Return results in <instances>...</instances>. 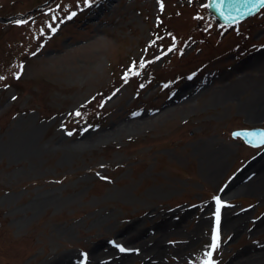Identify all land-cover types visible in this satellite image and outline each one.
<instances>
[{
	"label": "rangeland",
	"instance_id": "374dc122",
	"mask_svg": "<svg viewBox=\"0 0 264 264\" xmlns=\"http://www.w3.org/2000/svg\"><path fill=\"white\" fill-rule=\"evenodd\" d=\"M252 126L264 7L224 27L205 0H49L0 22V264H264V146L230 136Z\"/></svg>",
	"mask_w": 264,
	"mask_h": 264
},
{
	"label": "water",
	"instance_id": "95a60500",
	"mask_svg": "<svg viewBox=\"0 0 264 264\" xmlns=\"http://www.w3.org/2000/svg\"><path fill=\"white\" fill-rule=\"evenodd\" d=\"M255 3L256 0H253L252 4L245 3V0H223V3H221V0H207V7L212 16L227 24L241 20L256 12L260 6L253 8ZM0 20L6 21L8 19L0 18ZM250 133H264V129L235 130L232 135L236 136L239 134L246 143L257 146V144L249 142L248 134Z\"/></svg>",
	"mask_w": 264,
	"mask_h": 264
},
{
	"label": "snow or ice",
	"instance_id": "6c2138e0",
	"mask_svg": "<svg viewBox=\"0 0 264 264\" xmlns=\"http://www.w3.org/2000/svg\"><path fill=\"white\" fill-rule=\"evenodd\" d=\"M221 3H223V0H221ZM245 3L248 4H252L253 0H245ZM260 6V7H264V0H256V3L253 4V8ZM74 15V13H73ZM17 23H23V21H17ZM143 66V65H141ZM77 115H79V113H77ZM239 135V134H237ZM248 140L250 143H255L257 145H264V133H250L248 134ZM216 200V213H215V220H216V227L215 230L213 232V236H212V249L215 250V248L218 246V242H219V223H220V209L221 207H223L224 205L221 204V201L219 199V197L215 198ZM120 251H125L124 248H120ZM206 255L208 256V259L205 261V264H212V260H211V256L212 253L208 252L206 253Z\"/></svg>",
	"mask_w": 264,
	"mask_h": 264
},
{
	"label": "bare ground",
	"instance_id": "6f19581e",
	"mask_svg": "<svg viewBox=\"0 0 264 264\" xmlns=\"http://www.w3.org/2000/svg\"><path fill=\"white\" fill-rule=\"evenodd\" d=\"M254 167V164H252V165H248V166H246V168H244L238 175H240L242 172H244L245 174H247L249 171L248 170H250L251 168H253ZM258 169V171H257V178L258 179H264V161H261L260 162V165H259V167L258 168H255L254 169V171L255 170H257ZM243 173V174H244ZM250 185H252V184H249L248 183V187L250 186ZM247 187V188H248ZM247 188H246V190H247ZM259 192V189L255 192V193H258ZM225 219H227V218H225ZM225 219H223V223H224V220ZM228 221H226V222H232L231 221V219L229 220V219H227ZM222 223V224H223ZM261 223H263L264 224V219L263 220H261ZM154 248H156V252H158L159 250H160V247L159 246H157V245H155L154 247H153V249ZM99 250V247L98 246H96V247H94L93 249H92V253H96L97 251ZM263 255V253H259L258 254V256H262ZM103 260H105V259H103ZM103 262V261H102ZM101 261H100V263L98 262H95V263H93V264H103ZM123 262V258H121L119 261H115L114 262V260H112V261H105V264H121ZM61 264H66L65 262H62Z\"/></svg>",
	"mask_w": 264,
	"mask_h": 264
}]
</instances>
